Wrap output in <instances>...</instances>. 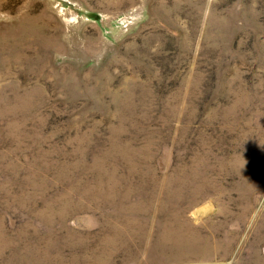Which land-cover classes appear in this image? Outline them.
I'll list each match as a JSON object with an SVG mask.
<instances>
[{
	"label": "rangeland",
	"instance_id": "374dc122",
	"mask_svg": "<svg viewBox=\"0 0 264 264\" xmlns=\"http://www.w3.org/2000/svg\"><path fill=\"white\" fill-rule=\"evenodd\" d=\"M0 264H264V0H0Z\"/></svg>",
	"mask_w": 264,
	"mask_h": 264
},
{
	"label": "bare ground",
	"instance_id": "6f19581e",
	"mask_svg": "<svg viewBox=\"0 0 264 264\" xmlns=\"http://www.w3.org/2000/svg\"><path fill=\"white\" fill-rule=\"evenodd\" d=\"M200 210H202V211H207V207L205 208V207H203V208H200L199 210H198V212L200 211Z\"/></svg>",
	"mask_w": 264,
	"mask_h": 264
}]
</instances>
